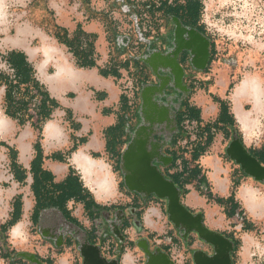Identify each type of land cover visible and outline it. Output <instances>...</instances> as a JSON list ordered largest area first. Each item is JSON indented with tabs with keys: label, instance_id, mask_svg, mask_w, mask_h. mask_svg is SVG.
Wrapping results in <instances>:
<instances>
[{
	"label": "crops",
	"instance_id": "obj_1",
	"mask_svg": "<svg viewBox=\"0 0 264 264\" xmlns=\"http://www.w3.org/2000/svg\"><path fill=\"white\" fill-rule=\"evenodd\" d=\"M15 1L0 0V54H23L31 69V77L56 106L35 128V121L41 119L37 116L40 99L35 90L29 87L30 95L35 98L25 114L12 117L5 113L6 85L0 83V228L5 231L0 232V238L7 241L13 251L10 262L21 264L25 261L18 255L28 253L44 264H51L52 258L63 252V257L56 264H82L75 247L81 245L86 237L90 244L100 248L101 255L107 260L114 259L119 264H144L145 257H142L144 255L136 244L139 240L146 239L153 249V238L167 234L166 239L180 243V235L167 220L166 204H161L163 200L152 196L143 201L125 187L121 188L120 158L136 125L135 113L138 110L135 112L133 107H129L126 98L121 101L118 79L122 71L130 70L133 63L138 67L140 62L126 58L129 57L130 37L118 35L113 20L108 16L101 20L98 13L105 12L106 4H118L137 33V9L140 7L149 11L151 3L156 0H110L112 5L108 0H71L72 4L68 0H48L47 8L53 17L51 30L40 28L27 16L11 12ZM25 5L26 9L32 8L34 1ZM55 27L65 34L68 44H62L55 38ZM76 44L80 49L89 50L85 65H80L70 50V46ZM142 47V51L146 52V42ZM0 63L5 67L4 71H0L11 75L12 70L1 58ZM229 73L225 74L227 83H223L219 98L227 104L229 114L233 115L235 130L240 133L244 146L254 154L264 151L260 147L255 149L251 143L253 137L264 135V125L260 121L264 120V112L258 115V129L250 139H246L232 109L231 95L234 93H229V85L234 78ZM205 88V84L199 83L198 91ZM195 102L191 104L189 101L188 106L198 109L200 100ZM240 104L244 111V104H250L253 110L252 103L245 99ZM211 105L215 110L214 118L201 117V130L219 117L220 104ZM220 131L229 138L230 131L226 133L223 128ZM197 132L193 136L184 133L180 136L182 141L166 148L170 156L176 154L179 158L166 175L169 177L181 171L182 156L189 162V169L193 166L200 169L213 197L227 198L233 190L232 180H235L231 177L230 168L224 169L222 162L228 142L223 151L213 144L196 162H191L192 152L199 144ZM37 143L41 158L39 163H33L37 156ZM187 154L189 159L185 157ZM55 155H59L61 160L55 159ZM85 159L96 161L97 165H90L92 169L89 170ZM230 163L233 164L232 161ZM99 165H103L111 177L108 189H100L97 185ZM234 167L239 168L236 164ZM84 169L89 175L85 176ZM198 186L196 180L187 184L185 189L188 193L181 196V202L191 212L195 211L193 213L200 211L209 229L219 231L225 214L224 219L215 220L219 211L205 198L207 190ZM239 190L235 191L234 199L242 201L251 214L248 202L238 195ZM127 197L136 200V204L122 205L117 202ZM16 200L21 204L19 218L5 230L14 218ZM221 210L224 211L223 208ZM18 224H22V236L19 243H15L11 239V231ZM61 238L62 247H58L55 244ZM188 239L191 241V236ZM42 243H45L44 246H39Z\"/></svg>",
	"mask_w": 264,
	"mask_h": 264
},
{
	"label": "rangeland",
	"instance_id": "obj_2",
	"mask_svg": "<svg viewBox=\"0 0 264 264\" xmlns=\"http://www.w3.org/2000/svg\"><path fill=\"white\" fill-rule=\"evenodd\" d=\"M10 1L13 2L14 0ZM29 1H34V5L32 8L28 7L26 9L25 3L28 4ZM52 1H50V3ZM68 1L71 4L73 3L71 0ZM108 1L110 2V0ZM178 1L183 3L184 0H169V3L176 4ZM156 2L157 1H155V3ZM47 3L48 0H16L15 3L12 4L11 12L21 16H27L33 19L40 28L51 30L53 17L49 14ZM201 3L202 9L200 11V17L196 27L193 26L189 20H184H186L188 24L192 25L193 29L201 27V32L211 38L215 48L214 58L210 66L208 76H201L202 79L200 78L196 85L197 91L193 92V95L190 96L186 104L182 107L183 111L181 115L183 116V119L179 124V128L183 132L181 135L186 133L189 136H193L197 130V139L199 144L205 141V136L201 134L200 126L193 121H189L186 116L189 101L192 104L196 103V99L200 100L198 104L201 105L198 106L200 118L206 117V119L213 120L215 110L211 104L218 103L213 101L214 98L220 100L219 95H221L222 92L221 87L227 83V81H225L227 78L225 77L227 71H229V74H231L234 78L231 81L229 93L233 94L232 91H234V88L242 83L244 78L247 77L257 82L264 94V0H201ZM157 6L158 5L154 8ZM142 9L143 8L139 7L137 10L140 12ZM103 11L105 12L98 13L101 14V20H104L105 16L110 17L113 20L112 22L115 23L118 35L121 37H130L131 44L129 48V57H126L129 59L128 61H133L134 59L137 63L140 62L138 63V67L133 63V67L130 70L121 72V77L118 79L120 91H125L127 86H132L134 88L137 86L140 93L141 88L153 79L151 69L149 66L141 62L140 58L151 54L153 51L160 53V51L155 50V48H158V43L162 35L165 33L166 28L169 27L167 21L169 17H177V15H175L174 11L168 12L166 15L157 9H151L149 11L146 10L149 12V16H151L149 26L152 29L151 32L144 34L141 31L143 26L140 21H138V18H136V27L138 28V32L136 33L137 29L135 30L134 26L128 22V18L120 11V6L118 4H113V6L106 4ZM138 14L139 13H137V17ZM144 42H146L148 47L146 52L142 51V45H144ZM139 54L142 56L139 57ZM0 70H5L2 63H0ZM199 83L205 84L206 88L198 91ZM139 93L136 95V99L134 100L135 106L133 109L135 112L140 106ZM243 108L246 111H249L251 110V105L244 104ZM260 121L261 125H264V120L260 119ZM227 127L229 128V126ZM221 128H224V126H220L219 129L212 130L214 136L211 145L213 146L214 144L215 146L216 144L220 150L223 151L222 148L228 142V138L226 137V133L228 132L226 131V135H223L220 131ZM233 129H236L235 125L233 126ZM174 141L177 145L180 141H182V138L180 139V136L179 138L175 137L173 139V142ZM251 143L253 145L252 147H256L255 149H257V147L264 149V135L259 136L258 138L253 137ZM256 143H258L257 146L255 145ZM186 147L189 148V144H187ZM171 149L173 148L171 147ZM251 153L252 155H255L253 152ZM185 157L186 159H189L188 154ZM223 157L222 162L225 164L224 169L230 168L231 177H235V180H232V192L235 193V191L237 192L240 189L238 192L239 195L242 188L250 189L252 191L251 198H249L251 201H247L249 208L251 209L250 213L254 216H258H255L256 218L254 216H250L251 214H249L246 210L242 201H237L239 204V211L242 213L241 217L235 215L233 218L228 219L225 215L224 219L225 213L221 210L222 208L224 209V207L214 201H210L212 206L217 208L219 211V214H216L215 216V220H218V218L224 219L222 226H220V230L216 232L227 236L230 235L232 239H234L236 247L233 254L232 264H264V185L250 179L248 176L243 174L239 168L234 167L235 163L232 164L230 163L231 160L229 161V159L227 160V158H225L226 156ZM123 187L124 185L122 186L121 184V188ZM117 202L122 205H128L131 203L135 204L136 200L127 197V199L124 198V200H117ZM161 204L165 205L166 202L163 200ZM164 207L166 208V206ZM196 212L201 213L200 211ZM240 226L242 227L241 229ZM21 236L22 224L20 225L19 239L16 241L13 240V242L19 243ZM190 236L191 241L188 239L186 243L187 245H185L181 237L178 236L180 242L177 243L178 251L184 258V264H192L191 254L193 251H206L207 249L206 244L200 241L195 234ZM166 237L167 234L155 237L152 239L153 241L151 240V243L153 246L162 249L168 254V247L166 245H168V242L171 240L166 239ZM154 240H159L161 243L158 245L154 242ZM3 242H5V244H3ZM44 244L45 243H42L39 246L43 247ZM0 246H2L0 247V264H15L10 262L11 258H13V251L10 250L7 241H3V238H0ZM60 247H62V245ZM75 251L79 252L78 247H75ZM62 253H60L58 257H53V263L51 264H56L59 259L63 257L61 255ZM3 254L11 255H9L8 259H5L2 257ZM24 261L25 262H21V264H30L27 260L24 259Z\"/></svg>",
	"mask_w": 264,
	"mask_h": 264
},
{
	"label": "water",
	"instance_id": "obj_3",
	"mask_svg": "<svg viewBox=\"0 0 264 264\" xmlns=\"http://www.w3.org/2000/svg\"><path fill=\"white\" fill-rule=\"evenodd\" d=\"M172 20L175 22L174 46L167 57L174 62L182 51H189L192 55L191 65L197 71H204L207 64L205 53L208 49V39L197 29L181 28V23L177 18H172ZM162 60L164 61V56L157 51L140 58V61L149 66L158 78L159 85H145L140 90L138 115L141 125L131 133L119 163L123 185L143 201L151 196L164 200L167 220L178 230L184 244L187 243L190 235L195 234L200 241L213 248L212 255H207L201 250L193 251L191 254L193 264H232L233 242L221 233L209 229L204 223L202 213H193L182 204V191L162 171L171 164V159L161 152V148L156 149L154 144L150 150L147 147L149 139L153 140V125L161 127L165 123L167 114L166 108L154 101L155 96H161L158 91L164 92L166 88L165 84L160 81L157 69H163L171 63L164 61L163 65ZM198 63L202 65L197 66ZM154 117L159 119L155 120ZM224 153L243 174L264 185V164L251 155L235 132L226 145ZM136 244L145 257L144 264H175L170 256L160 248L151 249L146 239H141ZM60 245H62V238L59 243H56V246ZM78 251L82 264H119L117 260L105 259L101 255L100 248L90 244L86 237L78 246ZM18 257L27 260L30 264H44L33 254L21 253Z\"/></svg>",
	"mask_w": 264,
	"mask_h": 264
},
{
	"label": "trees",
	"instance_id": "obj_4",
	"mask_svg": "<svg viewBox=\"0 0 264 264\" xmlns=\"http://www.w3.org/2000/svg\"><path fill=\"white\" fill-rule=\"evenodd\" d=\"M125 1L128 2V0ZM156 1L159 3V5L156 8H154L153 6L154 5L156 6V4L152 2L150 6L152 10L157 9L158 11H161L166 15L168 14V12L174 11L175 15L177 16L179 15V17L181 18L189 20L190 23L196 27L198 19L200 17V11L202 9L201 0H184L183 3H180L178 1L176 2V4L169 3V0H156ZM201 30H202L201 27H199L198 31L201 32ZM64 35H65L64 33H61V31L57 27H55L54 30L55 38H57V40L62 44H68L66 38H64ZM70 50L75 54L76 58L79 60L80 65H85L87 63L86 59L89 56V50L80 49L79 45L77 44L70 46ZM81 50H86V51H81ZM0 58L2 61L5 62L8 68L12 70L11 75L0 71V83H4L6 85L5 113H7L9 116L12 117L25 114L33 98H35L33 97V95H30L29 87L31 86L35 90L36 95L40 99V104L37 107L38 108L37 116L41 117V119H37L34 124L35 128H38L39 122L49 116L52 108H54L56 104L51 100H49L47 94L40 89L38 84L31 77V69L28 67V64L25 61V56L23 54L19 52H8L5 55L0 54ZM121 97H122L121 101L124 102L126 100L125 97L123 95ZM213 101H216L220 104L219 117L211 125L207 124L202 128L201 134L205 136V141L203 142V144H197L195 146V149L191 155V159H190L191 162H196L199 159V157L204 154L206 149L212 144L213 136H214L212 130L219 129L218 124L229 126V128L232 129L242 141L240 133L237 130L233 129V126L235 125V120L233 118V115L229 114L227 105H225V103L219 99L214 98ZM135 114L137 116V113ZM186 116L189 119V121H193L198 125L201 123L200 111L196 108L188 107ZM182 119L183 116L180 114V116L177 119L178 134L176 137L178 138L179 136H182L181 134L183 133L179 128V124L181 123ZM21 122L24 121L22 120ZM172 145H175V141L173 142ZM35 148L37 150V156L35 157L33 163H39L41 154L38 143L35 145ZM256 155H258L260 163L264 164V151H258L255 153V156ZM171 158H172V162L166 168L167 170L171 169L179 159L178 155L176 156V154H174V156H171ZM55 159L61 160V157L59 155H55ZM181 159H182L181 171H177L176 173L169 175L168 178H170L174 182V184L182 191V195L188 193V191L185 189V186L191 183L192 181L196 180L199 185L198 188L203 187L207 190V192L204 194L207 201L208 202L214 201L215 203L222 205L224 207V213L228 219L233 218L235 215L241 217L242 213L239 211V204L235 201L233 192L227 198L213 197L212 194L209 192V187L205 176L203 175L201 176L200 169L196 166H193V168L189 169L188 168L189 162L184 160L182 156ZM121 184L123 186V183ZM13 206L15 212L14 218L9 222L5 230L7 229V227L13 226L19 218L20 215L19 211L21 206L20 202L16 200ZM0 232L4 233L5 231L3 228H0ZM227 237L233 242L234 247H236L234 239H232L230 235H228ZM9 255L3 254L2 257L8 259Z\"/></svg>",
	"mask_w": 264,
	"mask_h": 264
},
{
	"label": "flooded vegetation",
	"instance_id": "obj_5",
	"mask_svg": "<svg viewBox=\"0 0 264 264\" xmlns=\"http://www.w3.org/2000/svg\"><path fill=\"white\" fill-rule=\"evenodd\" d=\"M172 18H177L181 25V28H192L193 26L188 24L186 20L179 17H169L168 24L169 27L166 28L165 33L162 35L159 43L158 48L156 47L155 50L160 51L161 55L164 56V61L167 63V61H170L171 65L163 66L164 68L157 69L158 75L161 78L160 81H162L163 84H165L166 88L164 89V92H161V90L158 91L159 95L161 96H155L154 101L156 103H161L163 108H166L167 114L165 123L161 125V127H158L156 124L153 125V133H152V139H149L147 142V147L150 150L151 146L153 145L156 149L161 148V152L168 158H172L169 154V152L166 151V148L172 145L173 139L178 134L177 129V119L182 113L183 109L182 107L184 104H186L187 100L190 98V96L193 95V92L195 90V85L201 78V76H208V72L210 71L211 63L213 62L214 58V43L211 40L209 36L202 33L207 39H208V49L206 54L207 58V64L205 66V70L200 72L197 71L190 63L192 59V55L189 51H182L174 62L170 60L169 57H167L170 52L173 49V41H174V34H175V22L172 20ZM167 27V26H166ZM199 29V28H197ZM205 51V50H204ZM164 61L162 60V64L164 65ZM197 66H201L202 64L198 63ZM153 73V72H152ZM202 79V78H201ZM145 85H152L157 86L159 85L158 78L153 74V79L150 82H147ZM231 85V84H230ZM229 85V86H230ZM176 86V87H175ZM220 114V110L218 108V115ZM155 120H158V117H154ZM141 125V119L139 115H137V121L135 127L132 129L131 133L135 130L137 126ZM224 126L225 132H229V138L228 142L231 140V137L233 135V130L229 129L227 125ZM128 138V141L131 137ZM127 141V142H128ZM248 150V149H247ZM249 151V150H248ZM250 152V151H249ZM251 153V152H250ZM252 155V153H251ZM255 158L258 159V155H253ZM260 162V161H259ZM160 168V166H159ZM163 173L166 174L167 169H162ZM152 197V196H151ZM223 235V234H222ZM227 237V235H224ZM228 238V237H227ZM206 251H203L207 255L213 254V248L206 244ZM234 244H233V251L231 252V259L233 260V254H234ZM193 264V263H192Z\"/></svg>",
	"mask_w": 264,
	"mask_h": 264
},
{
	"label": "bare ground",
	"instance_id": "obj_6",
	"mask_svg": "<svg viewBox=\"0 0 264 264\" xmlns=\"http://www.w3.org/2000/svg\"><path fill=\"white\" fill-rule=\"evenodd\" d=\"M64 69V67H62ZM232 96L233 101V112L234 115L240 124V127L242 131L246 135V139H250L252 135L255 133V131L258 129L260 123L258 120V115H262L264 112V94L260 87V85L252 80L251 78H244L243 82L237 85L234 88ZM242 99L247 100L248 102L252 103L253 110L244 111L241 108L240 101ZM251 113L254 115L251 116ZM0 126H2V117H0ZM89 170L92 169L90 165H97L96 161L88 160ZM85 176L89 175V172L87 170H83ZM98 175L96 178L97 185L100 189H108L109 186H111V177L109 176L108 172L105 170L103 165H99L98 167ZM252 191L247 188H242L239 195L240 197L244 198L247 201H251L249 198H251ZM110 197V196H109ZM111 198V197H110ZM249 199V200H248ZM249 205V204H248ZM19 225H16L13 227L11 231V239H17L19 237L20 229Z\"/></svg>",
	"mask_w": 264,
	"mask_h": 264
},
{
	"label": "built area",
	"instance_id": "obj_7",
	"mask_svg": "<svg viewBox=\"0 0 264 264\" xmlns=\"http://www.w3.org/2000/svg\"><path fill=\"white\" fill-rule=\"evenodd\" d=\"M156 5H159V3H155ZM149 12L142 9L139 14H138V21H140V23L142 24V33L146 34L151 32V27L149 26V21H150V17ZM139 93V88L136 86V88L132 87V86H127L125 91L122 92V95L126 98L127 104L129 107H134L135 106V99H136V95H138ZM187 128V125H186ZM196 132V131H195ZM154 242L156 244H160L161 242L159 240H154ZM168 247L167 252L168 255L170 256L171 260L175 263V264H184V258L182 257V255L179 254L178 251V244L170 241L168 242V245H166Z\"/></svg>",
	"mask_w": 264,
	"mask_h": 264
}]
</instances>
